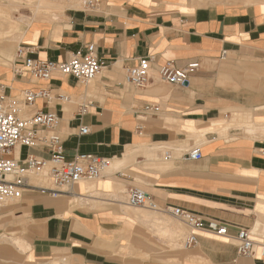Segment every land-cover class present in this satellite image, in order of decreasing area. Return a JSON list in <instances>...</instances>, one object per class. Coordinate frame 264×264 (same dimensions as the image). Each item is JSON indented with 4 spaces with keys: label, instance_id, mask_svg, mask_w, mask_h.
<instances>
[{
    "label": "crops",
    "instance_id": "crops-1",
    "mask_svg": "<svg viewBox=\"0 0 264 264\" xmlns=\"http://www.w3.org/2000/svg\"><path fill=\"white\" fill-rule=\"evenodd\" d=\"M48 5L50 14L32 28L21 25L10 51L61 63L93 45L101 74L88 83L17 77L13 53L0 80L11 98L48 90L50 101L37 99L26 115L58 117L54 131L67 161L95 155L109 168L68 194L27 189L1 207L0 264H264L259 251L240 256L236 241L239 230L264 236V0H106L95 10L70 4L62 14ZM143 59L151 61V80L140 89L126 72ZM192 64L199 68L183 86L159 79L163 67ZM238 117L262 130L258 139L222 133ZM198 148L203 159L188 160ZM30 155L51 156L42 144L15 152L21 164ZM131 188L156 210L130 207ZM167 209L224 224L229 236L194 231ZM191 235L197 244L187 248Z\"/></svg>",
    "mask_w": 264,
    "mask_h": 264
},
{
    "label": "built area",
    "instance_id": "built-area-1",
    "mask_svg": "<svg viewBox=\"0 0 264 264\" xmlns=\"http://www.w3.org/2000/svg\"><path fill=\"white\" fill-rule=\"evenodd\" d=\"M106 0H83L85 10H95ZM30 50L19 48L16 53L13 72L17 77L29 76L34 80L49 81L55 74L72 77L82 83H88L97 78L103 69V64L96 55L93 45L86 48L85 54H76L65 62H51L34 60L28 57ZM225 53L221 59L225 58ZM199 68L192 64L185 69H174L166 66L159 70V79L175 86L185 85L191 74ZM151 61L143 59L137 66L127 70L126 81L136 88H147L150 84ZM37 99L48 102L51 94L48 90L27 91L20 99L11 98L7 88L0 80V208L10 202H19L27 189H40L52 194L53 197L68 194L75 186L85 181L100 180L109 168V161L95 155H77L72 161H67L61 138L54 129L58 124V117L51 112H37L33 116L26 115V108L34 106ZM59 100L70 102L67 96H60ZM85 109H83L84 111ZM48 132L45 137L40 134ZM89 134L88 128H81L80 135ZM40 144L50 150V159L45 160L35 156H28L24 164L15 157V152L21 148H36ZM169 159L170 155L165 153ZM190 161L203 159L201 149L188 153ZM45 172L51 189L40 188L30 184L28 175ZM127 203L133 208L156 210L154 201L143 191L136 188L127 190ZM173 217L181 220L194 231H205L216 236L228 237L229 230L224 224L216 221H205L181 209H167ZM237 251L242 257H253L256 252L264 256V236L257 237L256 232L239 230L236 235ZM197 244L195 236L186 239L185 247L191 248Z\"/></svg>",
    "mask_w": 264,
    "mask_h": 264
},
{
    "label": "bare ground",
    "instance_id": "bare-ground-1",
    "mask_svg": "<svg viewBox=\"0 0 264 264\" xmlns=\"http://www.w3.org/2000/svg\"><path fill=\"white\" fill-rule=\"evenodd\" d=\"M13 1H14L13 3L17 4L18 0H13ZM32 1L33 0H25V2L28 4L27 6L31 7L34 13V17L32 18L22 17V19L19 20V24L12 23L9 12L3 9L2 5H0V66L2 67L8 68V66L12 63V61H10V58L13 57L14 52L10 51V49L14 47V45H16L15 43H17L18 38L16 39L15 37L17 36L16 34L20 30L22 24L25 25L26 27L32 28L34 26V22L37 21L38 16L40 14L49 13L48 11L49 3L52 4V7H55L57 13H60L68 5L77 4L81 2L80 0H35V2ZM30 2H32V4ZM1 15H5V18L2 19ZM5 26H7V28ZM13 30L16 32L14 34V41L13 43L9 44L7 40L13 37V35L10 36L11 34L10 31ZM229 125L232 127L234 126L240 128L245 133L244 135L249 137L250 142L258 139V131H262L257 128L256 124L252 122L250 117L244 119H242V117H238L232 120V122ZM230 126L229 128L226 127L222 131V133H226L227 131H229ZM30 176H35L34 179L31 181H30V177H28L30 184L36 187L45 188L46 185L43 183V180H45L46 178L45 172H40L38 174H33Z\"/></svg>",
    "mask_w": 264,
    "mask_h": 264
},
{
    "label": "rangeland",
    "instance_id": "rangeland-1",
    "mask_svg": "<svg viewBox=\"0 0 264 264\" xmlns=\"http://www.w3.org/2000/svg\"><path fill=\"white\" fill-rule=\"evenodd\" d=\"M80 1H81V5H82V1L83 0H80ZM13 2H14L13 0H0V5H2L3 9H5L7 12H9L12 23H14V24L18 23L19 24V20L22 19V17L23 18L24 17H28L29 18V14H28L27 11L30 12V11H32V9H31V7L27 6L28 4L25 2V0H18L17 4H15ZM32 2H35V0H33ZM32 2H30V3L32 4ZM62 12H61V14H62ZM1 17H2V19H4L5 15H1ZM52 18H54L53 15H52ZM5 27L7 28V26H5ZM10 32H11L10 36H12V35H14L16 33L14 30L10 31ZM14 54H15V49H14ZM15 57H16V54H15ZM12 64L13 63H11L8 66V68L10 66H12ZM229 126L230 125H227V128H229ZM229 131H234L236 133V135L234 137H232L233 139H238V138H241V137L242 138H249V137L245 136L243 131L239 130L238 127L230 126V130ZM28 177H30V181H31V180L34 179L35 176L28 175ZM43 183L46 185L45 187H47V185H48L47 183H50V181H49L48 178L47 179L45 178V180H43ZM14 203L15 202H10L8 204H14Z\"/></svg>",
    "mask_w": 264,
    "mask_h": 264
}]
</instances>
